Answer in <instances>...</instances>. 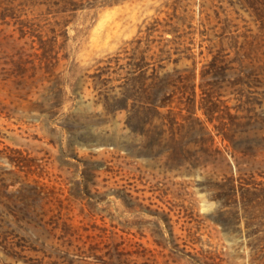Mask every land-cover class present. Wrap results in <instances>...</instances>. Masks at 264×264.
I'll use <instances>...</instances> for the list:
<instances>
[{
    "label": "rangeland",
    "instance_id": "1",
    "mask_svg": "<svg viewBox=\"0 0 264 264\" xmlns=\"http://www.w3.org/2000/svg\"><path fill=\"white\" fill-rule=\"evenodd\" d=\"M0 264H264V0H0Z\"/></svg>",
    "mask_w": 264,
    "mask_h": 264
},
{
    "label": "trees",
    "instance_id": "2",
    "mask_svg": "<svg viewBox=\"0 0 264 264\" xmlns=\"http://www.w3.org/2000/svg\"><path fill=\"white\" fill-rule=\"evenodd\" d=\"M141 57H144V56H141ZM147 96H148V94H147Z\"/></svg>",
    "mask_w": 264,
    "mask_h": 264
}]
</instances>
